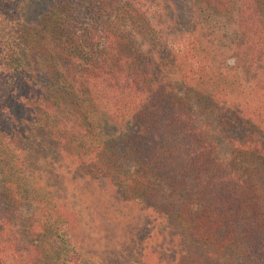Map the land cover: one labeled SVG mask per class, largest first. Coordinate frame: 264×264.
Segmentation results:
<instances>
[{"label":"trees","instance_id":"1","mask_svg":"<svg viewBox=\"0 0 264 264\" xmlns=\"http://www.w3.org/2000/svg\"><path fill=\"white\" fill-rule=\"evenodd\" d=\"M132 260L264 264V0H0V264Z\"/></svg>","mask_w":264,"mask_h":264},{"label":"rangeland","instance_id":"2","mask_svg":"<svg viewBox=\"0 0 264 264\" xmlns=\"http://www.w3.org/2000/svg\"><path fill=\"white\" fill-rule=\"evenodd\" d=\"M175 2L177 0H174ZM43 3L42 2H34L30 9H28V12H27V22L29 23H35L38 21V19L41 17V15L43 14V10H44V7H43ZM177 10V9H176ZM181 17V16H180ZM183 21V20H182ZM126 32H128L127 29H124ZM247 86V85H246ZM248 88V86H247ZM200 122H202V119H200ZM215 144H216V156L218 158V160L220 161H224L225 159H227V155H226V150H225V147H224V144L223 142L221 141V138L219 135H216L215 136ZM145 231V230H144ZM147 231V230H146ZM147 232H144L142 234L145 235ZM141 236V235H139ZM141 236V237H142ZM114 262V261H113ZM131 262V261H130ZM128 263V262H125V264H131V263ZM132 263L135 264V262L132 260ZM136 264H139V263H136ZM141 264V263H140Z\"/></svg>","mask_w":264,"mask_h":264}]
</instances>
